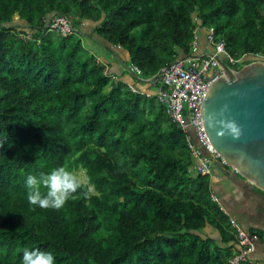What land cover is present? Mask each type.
I'll return each mask as SVG.
<instances>
[{"label":"trees","instance_id":"trees-1","mask_svg":"<svg viewBox=\"0 0 264 264\" xmlns=\"http://www.w3.org/2000/svg\"><path fill=\"white\" fill-rule=\"evenodd\" d=\"M199 25L254 56L239 66L264 55V0H0V264L25 248L56 264H230L238 250L196 234L211 221L229 239L231 221L186 135L86 46L120 48L152 78L192 55ZM60 166L82 187L60 209L30 205L27 175Z\"/></svg>","mask_w":264,"mask_h":264},{"label":"built area","instance_id":"built-area-1","mask_svg":"<svg viewBox=\"0 0 264 264\" xmlns=\"http://www.w3.org/2000/svg\"><path fill=\"white\" fill-rule=\"evenodd\" d=\"M61 22L64 24L62 28L64 33L72 30L71 23L58 15L56 24ZM200 28L199 25L195 33L192 55L178 58L163 67L156 76L143 78L142 70L133 63L129 64L126 69L140 82L149 85L144 90L130 85L132 90L151 97L155 96L161 104L166 106L172 121L184 132L194 160V171L197 174L210 175L212 172L211 156L220 157V155L215 151L206 134L202 118V105L211 84L222 75V73H218V60L226 61L229 66H239L249 56L244 58L231 56L223 41H215L213 28L207 30V40L213 45V49L207 54L199 53L197 36ZM261 58H264V55L258 57V59ZM212 198L217 201L214 194H212ZM232 224L237 228L236 243L239 246V251L230 258V264H259L250 259L251 253L255 250L257 236L237 227L235 222Z\"/></svg>","mask_w":264,"mask_h":264},{"label":"water","instance_id":"water-1","mask_svg":"<svg viewBox=\"0 0 264 264\" xmlns=\"http://www.w3.org/2000/svg\"><path fill=\"white\" fill-rule=\"evenodd\" d=\"M218 63L222 75L211 84L202 105L206 134L226 164L264 190V61L255 60L238 69L222 59ZM225 105V116L241 130L239 137L220 136L219 126L209 124V116L218 115Z\"/></svg>","mask_w":264,"mask_h":264},{"label":"crops","instance_id":"crops-1","mask_svg":"<svg viewBox=\"0 0 264 264\" xmlns=\"http://www.w3.org/2000/svg\"><path fill=\"white\" fill-rule=\"evenodd\" d=\"M89 20L85 21L86 27H90ZM199 53L204 54L212 50V45L207 40V30L200 28L198 31ZM93 41V40H92ZM91 43H94L91 42ZM99 46H96L97 44ZM90 50L94 51L103 65L108 68L111 73L125 74L123 79L129 84L136 86L139 90H144V86L132 73H130L125 64H128L126 54L120 48H113L109 45L95 44L86 45ZM100 47L103 49H97ZM117 50V51H115ZM115 52L118 54H115ZM114 55V56H113ZM119 57V60L116 58ZM116 76V75H115ZM119 77V76H117ZM138 81V82H136ZM210 155V154H209ZM212 172L209 175L211 193L217 197V203L223 211L226 212L228 219L231 221L228 238L222 234L219 227L207 221L205 227L196 234L205 239H211L214 243L224 247H231L235 251H239L236 243L237 228L233 226L235 222L247 233L257 236L255 241V250L251 253L250 259L264 264V190L246 180L242 175L238 174L228 163L226 164L221 157L211 156ZM196 176V172L192 171ZM228 233V232H227ZM233 236V237H232ZM228 241V243L223 242Z\"/></svg>","mask_w":264,"mask_h":264},{"label":"clouds","instance_id":"clouds-1","mask_svg":"<svg viewBox=\"0 0 264 264\" xmlns=\"http://www.w3.org/2000/svg\"><path fill=\"white\" fill-rule=\"evenodd\" d=\"M115 54L117 53L115 52ZM125 66L127 68L128 64H125ZM227 111L228 106L225 105L218 115L211 114L208 118L209 124L214 128L219 126L218 135L220 136L239 137L241 130L234 120L225 116ZM25 186L27 188V200L30 205L39 206L40 208L60 209L82 187V182L76 172L60 166L48 173L28 174ZM20 264H56V258L52 251L25 248Z\"/></svg>","mask_w":264,"mask_h":264},{"label":"rangeland","instance_id":"rangeland-1","mask_svg":"<svg viewBox=\"0 0 264 264\" xmlns=\"http://www.w3.org/2000/svg\"><path fill=\"white\" fill-rule=\"evenodd\" d=\"M56 17H57V14H54L53 15V18H55V20H56ZM51 20V19H50ZM50 22V21H49ZM21 24L22 26H24V24H23V22L22 21H17L15 24ZM92 41H90V43H91ZM89 42L87 43V45H89L90 44ZM199 45V44H198ZM96 46H99L98 44L96 45ZM192 46H194V43L192 44ZM97 49H101V51H103V49L102 48H100V47H97ZM198 52H199V46H198ZM114 56V55H113ZM250 58H252L253 60L255 59V58H253L254 56H249ZM125 58V60H127L129 63H128V65L129 64H131V62L129 61V58L128 59H126V57H124ZM261 61H264V58H261ZM246 64H248L247 62L246 63H243L242 64V66H244V65H246ZM242 66H238V68H241ZM144 86H149L148 84H145L144 83ZM78 175H79V177H81L80 176V174L78 173Z\"/></svg>","mask_w":264,"mask_h":264}]
</instances>
